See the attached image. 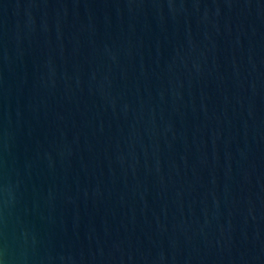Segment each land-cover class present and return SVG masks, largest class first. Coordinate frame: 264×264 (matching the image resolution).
Returning <instances> with one entry per match:
<instances>
[{
	"label": "water",
	"instance_id": "95a60500",
	"mask_svg": "<svg viewBox=\"0 0 264 264\" xmlns=\"http://www.w3.org/2000/svg\"><path fill=\"white\" fill-rule=\"evenodd\" d=\"M0 264H264V0H0Z\"/></svg>",
	"mask_w": 264,
	"mask_h": 264
}]
</instances>
